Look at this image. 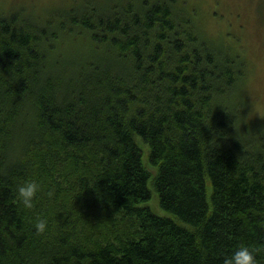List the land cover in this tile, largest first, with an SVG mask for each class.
<instances>
[{
	"label": "trees",
	"instance_id": "1",
	"mask_svg": "<svg viewBox=\"0 0 264 264\" xmlns=\"http://www.w3.org/2000/svg\"><path fill=\"white\" fill-rule=\"evenodd\" d=\"M70 4L0 11V264H223L242 244L264 264L243 59L181 0ZM71 40L89 51L62 53ZM26 178L41 185L31 209L14 191ZM152 193L171 217L143 205Z\"/></svg>",
	"mask_w": 264,
	"mask_h": 264
},
{
	"label": "rangeland",
	"instance_id": "2",
	"mask_svg": "<svg viewBox=\"0 0 264 264\" xmlns=\"http://www.w3.org/2000/svg\"><path fill=\"white\" fill-rule=\"evenodd\" d=\"M181 1L185 8L184 14H188L201 36L230 50L233 48L243 59L244 86L239 97L242 98V105L237 108V116L243 131H249L264 140V0ZM70 3L71 0H0V11L31 10L35 14L36 11L45 14L60 6L68 7ZM86 45L84 41L71 40L59 48L62 53L75 55L85 50L87 53L89 50ZM140 150L142 163L150 174L148 187L151 189L150 180L155 168L148 160L147 147L141 145ZM143 205L156 215L171 217L158 206L153 193Z\"/></svg>",
	"mask_w": 264,
	"mask_h": 264
},
{
	"label": "clouds",
	"instance_id": "3",
	"mask_svg": "<svg viewBox=\"0 0 264 264\" xmlns=\"http://www.w3.org/2000/svg\"><path fill=\"white\" fill-rule=\"evenodd\" d=\"M40 188L41 185L36 179L26 178L16 185L14 191L19 202L25 208L31 209ZM47 227L46 217H40L34 223V229L37 233H44ZM223 264H258V261L254 250L248 245L242 244L224 257Z\"/></svg>",
	"mask_w": 264,
	"mask_h": 264
},
{
	"label": "bare ground",
	"instance_id": "4",
	"mask_svg": "<svg viewBox=\"0 0 264 264\" xmlns=\"http://www.w3.org/2000/svg\"><path fill=\"white\" fill-rule=\"evenodd\" d=\"M119 1V0H118ZM116 2V1H115ZM113 3V2H112ZM136 140V139H135Z\"/></svg>",
	"mask_w": 264,
	"mask_h": 264
}]
</instances>
